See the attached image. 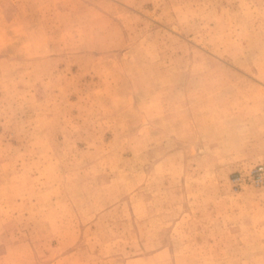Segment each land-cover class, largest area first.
I'll list each match as a JSON object with an SVG mask.
<instances>
[{
  "label": "rangeland",
  "instance_id": "rangeland-1",
  "mask_svg": "<svg viewBox=\"0 0 264 264\" xmlns=\"http://www.w3.org/2000/svg\"><path fill=\"white\" fill-rule=\"evenodd\" d=\"M264 0H0V264H264Z\"/></svg>",
  "mask_w": 264,
  "mask_h": 264
},
{
  "label": "built area",
  "instance_id": "built-area-1",
  "mask_svg": "<svg viewBox=\"0 0 264 264\" xmlns=\"http://www.w3.org/2000/svg\"><path fill=\"white\" fill-rule=\"evenodd\" d=\"M248 179L254 184H262L264 183V164H259L252 169H250L245 177L242 175H239L233 179L234 184H242V182Z\"/></svg>",
  "mask_w": 264,
  "mask_h": 264
}]
</instances>
